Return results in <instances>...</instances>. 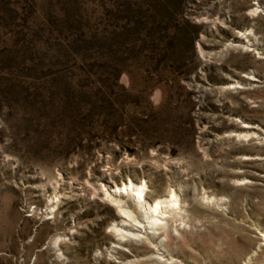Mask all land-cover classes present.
<instances>
[{"label": "rangeland", "instance_id": "rangeland-1", "mask_svg": "<svg viewBox=\"0 0 264 264\" xmlns=\"http://www.w3.org/2000/svg\"><path fill=\"white\" fill-rule=\"evenodd\" d=\"M127 181L186 202L149 233L122 194L121 237L92 190ZM263 232L264 0H0V264H264Z\"/></svg>", "mask_w": 264, "mask_h": 264}, {"label": "bare ground", "instance_id": "bare-ground-1", "mask_svg": "<svg viewBox=\"0 0 264 264\" xmlns=\"http://www.w3.org/2000/svg\"><path fill=\"white\" fill-rule=\"evenodd\" d=\"M248 126L249 125L246 124L244 127L246 128ZM237 136L248 138L250 135L249 132L245 131V132H238ZM245 157L247 159H250L252 156H245ZM254 158H260V157L256 156ZM84 183L90 184V181L85 180ZM76 189L80 190L81 187L77 186ZM145 191H146L145 183L142 184V183H133L132 181H127V183L121 182V185L112 183L111 186L107 185V183H100L98 187L96 186V188H93L92 195L98 197L100 201L102 200L106 201L107 204L113 207L116 216L122 218L120 222H117L116 224L113 225V230L115 232H118V235L122 237L125 234L138 235V233L132 231L134 230L133 228L134 225L132 226L128 224L129 220L135 221L136 223L140 224V222L133 216V212L127 206L126 201L124 200V196L122 194H126L127 196L130 195L133 198L134 202L136 203V206L139 208V211L146 219L147 228H149L150 230L149 233H154L155 230H157L158 228H163V225L166 224L167 222L166 219L173 217L175 214H178L179 211L181 210L183 203L186 202L185 199L186 193L184 191V188H182V186L180 185L177 186L176 188H172V187L168 188L166 194L155 197L150 201L146 199L147 194ZM75 195H78V193H75ZM64 197L67 196L64 195ZM260 236L262 237V240H264V232L261 233ZM57 239L55 241H57ZM262 244H264V241Z\"/></svg>", "mask_w": 264, "mask_h": 264}]
</instances>
